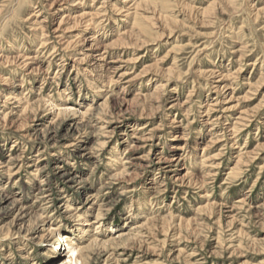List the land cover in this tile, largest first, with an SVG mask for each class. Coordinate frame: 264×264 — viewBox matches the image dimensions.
<instances>
[{"label":"rangeland","instance_id":"obj_1","mask_svg":"<svg viewBox=\"0 0 264 264\" xmlns=\"http://www.w3.org/2000/svg\"><path fill=\"white\" fill-rule=\"evenodd\" d=\"M63 236L76 264H264V0H0V264Z\"/></svg>","mask_w":264,"mask_h":264},{"label":"bare ground","instance_id":"obj_2","mask_svg":"<svg viewBox=\"0 0 264 264\" xmlns=\"http://www.w3.org/2000/svg\"><path fill=\"white\" fill-rule=\"evenodd\" d=\"M63 18H65V17H63ZM62 18V19H63ZM62 22V21H61ZM61 22H59V24L61 23ZM94 39H96L95 37H94ZM93 39V40H94ZM43 44V43H42ZM43 46V45H42ZM101 58V57H100ZM76 61V60H75ZM28 62V61H27ZM20 65H22L23 67H26V63H24V62H22V63H20ZM112 80H111V78H110V80H109V82H111ZM102 93H103V90H102ZM8 99H10V98H6V100H8ZM90 107V106H89ZM208 116V115H207ZM6 118V117H5ZM209 120V119H208ZM143 128H139V130L138 131H140V130H142ZM73 146H77V144H74V145H72L71 147H73ZM78 147V146H77ZM81 151H83V150H85V148H81L80 149ZM85 151H87V150H85ZM91 154V153H90ZM82 156H85V158L86 159H90V157H89V154H88V152H85ZM37 157V156H36ZM175 159H173V160H170V161H174ZM165 167H167V166H165ZM55 173H54V175L56 176V177H58V179H60V181H61V185H62V189H72V187L73 186H75V187H82V185H83V180H81V179H79L78 178V176H74V177H72V174H69V173H67V172H63L62 171V169H63V167H61V166H56L55 168ZM48 190H46V192H47ZM50 192V191H49ZM47 194V195H46ZM42 195H46V196H44V199H47V198H50V197H52L53 195H52V193H43ZM41 195V196H42ZM41 198H43V197H41ZM51 200V199H50ZM49 201V200H48ZM86 225V224H85ZM133 230H134V228H133ZM62 238H64V236L62 237ZM65 239V238H64ZM64 248H66L65 249V252H66V254H65V256H63L62 257V259H60L58 262H56V264H76L77 262H79L80 260H82V258H83V255H82V250L83 249H81V248H79V246L78 245H76L72 240H67V239H65V241H64Z\"/></svg>","mask_w":264,"mask_h":264},{"label":"clouds","instance_id":"obj_3","mask_svg":"<svg viewBox=\"0 0 264 264\" xmlns=\"http://www.w3.org/2000/svg\"><path fill=\"white\" fill-rule=\"evenodd\" d=\"M8 7H11L10 5Z\"/></svg>","mask_w":264,"mask_h":264}]
</instances>
